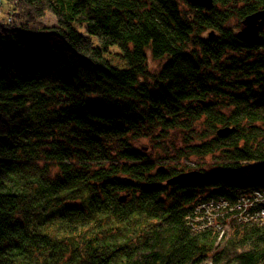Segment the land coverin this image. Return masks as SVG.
Listing matches in <instances>:
<instances>
[{
    "label": "trees",
    "instance_id": "obj_1",
    "mask_svg": "<svg viewBox=\"0 0 264 264\" xmlns=\"http://www.w3.org/2000/svg\"><path fill=\"white\" fill-rule=\"evenodd\" d=\"M3 1L0 264H264V223L188 220L264 190V0Z\"/></svg>",
    "mask_w": 264,
    "mask_h": 264
},
{
    "label": "built area",
    "instance_id": "obj_2",
    "mask_svg": "<svg viewBox=\"0 0 264 264\" xmlns=\"http://www.w3.org/2000/svg\"><path fill=\"white\" fill-rule=\"evenodd\" d=\"M1 3V0H0ZM8 18L6 22H11ZM264 190H256L241 194L233 205L222 198H211L199 203L190 217L189 224L195 230L211 227L218 231V239L226 233V226L231 220L236 222H261L264 223ZM263 215V217H262ZM214 217V218H213ZM214 219H217L214 222ZM212 221V222H211ZM210 222V223H209ZM218 224H214L217 223Z\"/></svg>",
    "mask_w": 264,
    "mask_h": 264
},
{
    "label": "water",
    "instance_id": "obj_3",
    "mask_svg": "<svg viewBox=\"0 0 264 264\" xmlns=\"http://www.w3.org/2000/svg\"><path fill=\"white\" fill-rule=\"evenodd\" d=\"M191 6L199 7L205 10H211L214 7L213 0H187ZM264 32V8L248 14L242 21L241 27L235 32V37L242 43L253 45L260 40L261 33ZM213 37V34H209ZM233 128L224 127L217 130L219 137H225L232 132ZM251 171L255 174L264 173V161L257 162L251 166ZM202 175L197 170L177 174L166 181L169 185L179 184L191 179H196ZM126 196L119 200L124 201Z\"/></svg>",
    "mask_w": 264,
    "mask_h": 264
},
{
    "label": "rangeland",
    "instance_id": "obj_4",
    "mask_svg": "<svg viewBox=\"0 0 264 264\" xmlns=\"http://www.w3.org/2000/svg\"><path fill=\"white\" fill-rule=\"evenodd\" d=\"M9 11H11V9H10V7H8V4H6V2L5 1H3V0H1V3H0V24H2L3 22H6V20L10 17V18H12V19H14V17H13V12H12V14L10 13L9 14ZM17 20V19H16ZM18 24L20 23L21 24V22L19 21V22H17ZM56 24V19H55V17L52 15V14H50L49 12H46L41 18H39V19H36V21L34 22V23H32L30 26L31 27H33V28H45V27H51V26H54ZM192 161H193V159L192 160H190L189 162H188V164H192ZM250 165L251 164H249V165H246V166H248L249 167V169H250ZM240 195H241V193H240ZM264 198V197H263ZM262 217H263V215H262ZM214 218V217H213ZM217 221V219H214V222H216ZM212 222V221H211ZM210 223V222H209ZM219 222H217V223H214V224H218ZM226 232H229V230H230V224L229 225H227L226 227ZM216 231H217V229H216ZM219 231V230H218ZM217 231V232H218ZM220 232V231H219ZM226 234V233H225ZM227 237V235H225V237L224 238H226ZM207 264H210L209 263V260H207Z\"/></svg>",
    "mask_w": 264,
    "mask_h": 264
}]
</instances>
